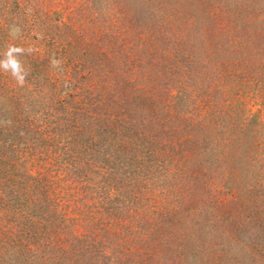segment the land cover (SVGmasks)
Returning <instances> with one entry per match:
<instances>
[{"label": "rangeland", "instance_id": "obj_1", "mask_svg": "<svg viewBox=\"0 0 264 264\" xmlns=\"http://www.w3.org/2000/svg\"><path fill=\"white\" fill-rule=\"evenodd\" d=\"M10 56L0 264H264V0H0Z\"/></svg>", "mask_w": 264, "mask_h": 264}, {"label": "clouds", "instance_id": "obj_2", "mask_svg": "<svg viewBox=\"0 0 264 264\" xmlns=\"http://www.w3.org/2000/svg\"><path fill=\"white\" fill-rule=\"evenodd\" d=\"M17 52L22 51V49H15ZM0 67L10 68L12 70L13 75L17 77V79L23 83V75L20 72L19 62L11 57L7 61L0 62Z\"/></svg>", "mask_w": 264, "mask_h": 264}, {"label": "trees", "instance_id": "obj_3", "mask_svg": "<svg viewBox=\"0 0 264 264\" xmlns=\"http://www.w3.org/2000/svg\"><path fill=\"white\" fill-rule=\"evenodd\" d=\"M84 131H86V130H84ZM83 145H85V144L83 143ZM121 145H122V144H121ZM122 146H123V145H122ZM83 149H88V146L85 145V146L83 147ZM11 182H12V183L8 182L7 185H12V186H13V185H20V183L16 182L15 179H13ZM14 182H16L17 184L14 183ZM2 188L4 189L5 187H2ZM12 191L14 192V189H12Z\"/></svg>", "mask_w": 264, "mask_h": 264}]
</instances>
